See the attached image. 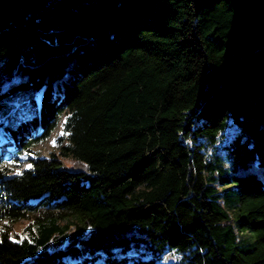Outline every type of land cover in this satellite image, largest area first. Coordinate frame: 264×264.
Here are the masks:
<instances>
[{
	"label": "trees",
	"instance_id": "1",
	"mask_svg": "<svg viewBox=\"0 0 264 264\" xmlns=\"http://www.w3.org/2000/svg\"><path fill=\"white\" fill-rule=\"evenodd\" d=\"M167 251L264 264V0H0V264Z\"/></svg>",
	"mask_w": 264,
	"mask_h": 264
},
{
	"label": "rangeland",
	"instance_id": "2",
	"mask_svg": "<svg viewBox=\"0 0 264 264\" xmlns=\"http://www.w3.org/2000/svg\"><path fill=\"white\" fill-rule=\"evenodd\" d=\"M16 97L17 98L14 101L9 113H11V114L16 113V115H17L16 118H20L22 116L29 115L33 112V107L35 106V104L38 105V102H39L40 90L36 89L34 91L35 102L30 101L31 99L26 100L22 96H20L19 94H16ZM62 119H63V117H60V119L58 120V122L56 124V127L50 133L48 138H46V139L38 142L37 144H35L32 147V149H33V151H35L36 155H39V156H49V155L58 153L56 156L59 160V165L65 166L67 168H70V169L83 168L84 162L82 160H77L70 153H61L60 152L62 150V145L65 143V141L63 139V135H61V133H62V123H61ZM226 135L228 136L229 133H226ZM53 140H55V146H53ZM27 157L28 156L25 153L19 154L17 162L21 166H16L15 164H13L12 165L13 169L15 171H18L22 167L28 166L29 162H28ZM69 217H70V215H69ZM27 221L28 220L26 218V219H20L17 222L13 223L12 227H13L14 231H19L27 223ZM12 239L13 240L16 239V237L13 233H12ZM171 255L174 258L180 257V253H177L175 251L174 252L173 251H167L165 256H164L163 264H165L166 261L170 260Z\"/></svg>",
	"mask_w": 264,
	"mask_h": 264
},
{
	"label": "snow or ice",
	"instance_id": "3",
	"mask_svg": "<svg viewBox=\"0 0 264 264\" xmlns=\"http://www.w3.org/2000/svg\"><path fill=\"white\" fill-rule=\"evenodd\" d=\"M61 135H64V133L62 132ZM53 146H55V140H53ZM29 167H31V165H29Z\"/></svg>",
	"mask_w": 264,
	"mask_h": 264
}]
</instances>
